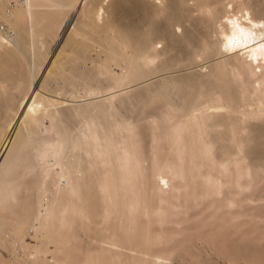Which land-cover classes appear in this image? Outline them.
Wrapping results in <instances>:
<instances>
[{"label":"bare ground","instance_id":"obj_1","mask_svg":"<svg viewBox=\"0 0 264 264\" xmlns=\"http://www.w3.org/2000/svg\"><path fill=\"white\" fill-rule=\"evenodd\" d=\"M105 1L0 0V98L24 92L0 100V264H215L199 238L178 243L207 221L264 222V0ZM52 32L69 33L35 81V47ZM197 58L213 62L157 89L182 100L142 125L152 141L165 137L150 154L131 145L133 128L111 100L66 104L40 93L51 81L69 96L102 92L88 59L114 89Z\"/></svg>","mask_w":264,"mask_h":264},{"label":"rangeland","instance_id":"obj_2","mask_svg":"<svg viewBox=\"0 0 264 264\" xmlns=\"http://www.w3.org/2000/svg\"><path fill=\"white\" fill-rule=\"evenodd\" d=\"M154 1H157V0H154ZM160 4L162 6L163 2H160ZM77 16H75V19L77 18ZM75 19H73L74 21L72 20L71 22L72 25L70 24L71 25L70 30L72 29V26H74L73 22H75ZM175 31L177 34H180L181 28H175ZM68 33H66L63 38L61 37L57 38L55 34L52 32L51 35H45L43 37L44 44L41 48L37 46L35 47V57L34 59H32L34 60V64H35L33 71L37 72L38 68L40 67V70L38 73L39 75H37V78L35 81L37 80L39 81L44 78L46 69L50 67L49 63L52 59L51 56H53V53H55V45L57 46L60 43V45L58 46L59 48L62 45L63 41L67 38L66 36L68 35ZM69 36L72 37L73 35L69 34ZM163 43L164 42H157L156 43L157 49H161L163 47ZM26 54L29 55V51L26 52ZM90 56L96 57V54L95 53L93 54L91 52ZM158 62L159 60L156 59L155 62L151 65V67H153ZM212 62H213L212 59L197 58V60L190 67L182 71H175V70L169 69V71L167 70V71H162V72H155L149 75V78L147 76L141 79L142 81L139 80L132 84L129 83L128 85L110 89L109 87L110 81L106 78L105 75L98 74L94 70L93 66L91 67L90 61L88 59L86 60L85 72L88 75L93 74L92 77H94L97 80H100V85L103 89L102 92H100L97 95L92 94L89 97H85V96L83 97V92L81 89L79 90L74 89L73 91L74 94L72 96H69L70 92L65 93L64 88H62L63 87L62 83H59L57 85L55 81H51L54 84L51 82H47L46 84L47 88H40V93L45 96H49L51 93H53L50 96H57L59 98L63 96L62 98L63 100L65 99L64 97L67 96L65 100L66 104L84 103V102H88L89 100L96 101V102H103L106 104L112 103L113 107L111 106L110 110L113 111V113L116 115V118L119 121H125L126 123H128L129 124L128 128H133L132 129L133 131L131 130V133H132L131 134V139H132L131 145L138 146L143 151H145V148H146L145 152L147 153L148 151V153L150 154V151H152V148L154 146L156 147L158 145H163V142H164L163 140L165 137L158 135L157 139L152 141L150 133L149 134L147 133V132H150L151 130H149L148 128L145 129L146 132L145 130H141L142 125L147 124L148 120L149 121L151 120L152 115L158 114L160 111L165 109L164 107L165 101L182 100L174 92V89L173 90L170 89L169 95L167 96L168 98L163 96V94H159V92H157V89L162 87L164 83L167 82V80H170L173 77H176L182 72H191V71H200V70L206 71L208 69V65H210ZM123 69H124L123 65H115L112 67L113 72H116V73L123 71ZM94 72H96L98 75ZM169 88H172L171 84L169 85ZM66 89L69 90L68 88ZM1 94L2 93H0V96ZM22 94H24L23 90L17 91L15 92L14 98L8 99V98L3 97V99L0 98V100H19L23 96ZM111 95H115V96L111 98ZM79 99L81 101H78ZM110 100L111 102L108 103V101ZM139 132H142V133L144 132L143 133L144 137L142 136V133H139ZM140 134L142 137H140ZM44 135L51 136L52 132H46L44 133ZM142 144H145L146 146H143ZM164 149L165 148L162 146V151ZM9 173H10L9 178L12 181H16L17 179L16 175H18L16 173V170L11 169V172ZM28 176L30 178H29V181L25 180L26 182H24L23 184L24 188L28 187L32 179L34 178V174L31 172L29 173ZM261 176L264 177L263 174ZM135 183L139 186V188H141L139 190V194L143 195L144 197L145 196L149 197L151 195V193L149 192L150 190L147 187V185L144 186L142 185L143 183H140L138 181H136ZM258 185L262 188L260 193L264 195V178L260 180ZM146 188L148 191L146 190ZM145 191L149 192L148 196L146 195L147 193H145ZM153 198L154 196H151L152 203H154ZM262 207L263 208H261L260 211L258 210L249 211V215H251L252 212L254 213L257 211L258 212L262 211V214L264 215V206ZM196 210L197 209H194L191 207L189 211L193 213ZM3 213L6 216L5 218H7L6 220L10 219L11 217L16 218L14 215L9 214L8 212L3 211ZM2 216L4 215L2 214ZM85 216L86 218H89V215L87 216V213L85 214ZM96 218H99V217H96ZM234 222L235 221L228 224V223H221L220 220H217L214 224H210L207 221L206 222L207 224H204L201 227L200 232H197L196 229H192L190 232H188L185 239H183V241H180L178 243V246H179L178 248H182L184 245L188 244L189 241L195 238H199L197 240L198 244H200L199 252L201 253L203 257L212 259L213 260L212 262L215 264H264V222L258 221L257 224H255L253 221L248 219V222H246V224L242 228L236 225ZM29 238H30L29 236H25L24 239L26 242L33 243L32 242L33 239L30 238L29 240ZM89 241H91V239ZM93 242H94L93 245L95 246L96 242L95 241ZM87 244H88L87 242H83V241L79 242V246L83 249L84 253L86 252V249L88 246ZM0 251L4 255L5 258L8 257L7 252H5V250L0 249ZM232 251L234 253H232ZM195 252H197V250ZM220 254H222V256ZM81 258L84 259L83 254H81Z\"/></svg>","mask_w":264,"mask_h":264},{"label":"built area","instance_id":"obj_3","mask_svg":"<svg viewBox=\"0 0 264 264\" xmlns=\"http://www.w3.org/2000/svg\"><path fill=\"white\" fill-rule=\"evenodd\" d=\"M1 29H3L2 25L0 26Z\"/></svg>","mask_w":264,"mask_h":264}]
</instances>
